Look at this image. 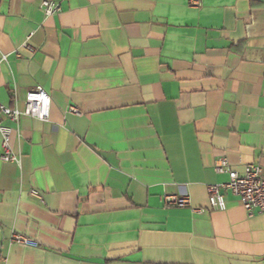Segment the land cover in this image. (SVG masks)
<instances>
[{
    "label": "crops",
    "instance_id": "0c3cea01",
    "mask_svg": "<svg viewBox=\"0 0 264 264\" xmlns=\"http://www.w3.org/2000/svg\"><path fill=\"white\" fill-rule=\"evenodd\" d=\"M52 1L0 0V102L51 98L4 121L0 264H264V214L207 195L218 160L264 172V0Z\"/></svg>",
    "mask_w": 264,
    "mask_h": 264
},
{
    "label": "built area",
    "instance_id": "2783aa9c",
    "mask_svg": "<svg viewBox=\"0 0 264 264\" xmlns=\"http://www.w3.org/2000/svg\"><path fill=\"white\" fill-rule=\"evenodd\" d=\"M193 7H200L201 0H191ZM41 10L46 17L56 15L60 12V4L52 0H43ZM24 49L31 50L28 43L23 44ZM17 56L19 54L17 53ZM7 56L2 58V62L6 61ZM51 98L49 94L41 87L29 91L25 97V108H9L0 102V136L2 155L1 160L6 163L20 164V157L15 155L10 146V138L12 129L4 124L5 120H9L18 124L23 116L32 117L42 122H47L50 118ZM69 113L81 116V112L76 107H71ZM215 171L218 174L228 176V181L224 183L214 184L207 187L209 210L225 211L227 209V201L225 195L231 193L237 197L249 216L255 213L264 214V172L263 169L255 164L245 167L241 174L231 169L226 159L218 160L215 164ZM37 196L36 192H32ZM165 204L169 206L183 208L190 204L188 198H179L176 196H166ZM204 210H199V212ZM15 244L25 246H37L31 240L21 235H15L11 239Z\"/></svg>",
    "mask_w": 264,
    "mask_h": 264
}]
</instances>
